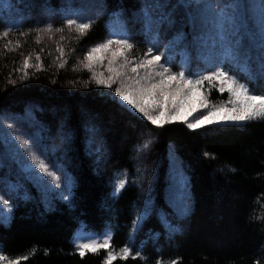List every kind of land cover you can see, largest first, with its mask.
<instances>
[{
    "label": "trees",
    "instance_id": "1",
    "mask_svg": "<svg viewBox=\"0 0 264 264\" xmlns=\"http://www.w3.org/2000/svg\"><path fill=\"white\" fill-rule=\"evenodd\" d=\"M69 7L82 12L76 17L78 22L94 21L86 34L65 26ZM139 7V0H72L71 5L68 0H8L3 4L0 32L5 24L18 26L7 37L0 36V112L35 125L33 132H40L50 149L59 147L61 137L72 132L66 163L78 181L71 207L59 200L51 211L38 200L13 204L10 225L0 224V249L10 258L27 256L21 264H103L104 250L95 255L87 253L84 258L73 254L76 230L82 224L95 233L111 229V247L123 248L128 244L135 212L147 198L150 186L153 215L137 232L132 245L133 253L142 249L147 259L129 257L113 264H157L158 259L163 264L172 260L179 264H253L264 256V122L253 121L247 128L228 130L216 124L193 131L183 122L156 129L145 121L157 135L150 149L144 150V127L94 95L104 91L92 80L96 66L93 72L84 67L85 54L108 38L116 18L111 13L122 8L131 18ZM49 22L52 33L36 31L37 26L43 28ZM59 27L63 32L55 31ZM9 41L12 43L6 50ZM131 42L136 45L134 54L147 50L144 37L135 30ZM58 47L67 60L63 69L59 68L63 61L57 59ZM29 55L32 65H36L37 55L41 57L43 70L30 67L28 78L21 82L22 72L16 69L22 68ZM172 55L174 64L180 61L176 51ZM192 69L197 70L195 63ZM173 71L179 68L174 66ZM238 79L246 82L242 76ZM254 90L264 94V87ZM208 95L218 102L226 100L228 93L211 89ZM87 120H92L90 127L95 124L99 129L97 135L103 144L96 142L97 135L86 144ZM170 144L178 147L177 154L189 168L194 198V214L182 222L183 233L172 239L157 218V214H167L174 219L167 195ZM58 150L57 155L64 160V153ZM3 163L0 176L13 182L23 180L17 164L8 159ZM121 180L127 181V187L117 199L111 193ZM28 187L35 195V189L30 184Z\"/></svg>",
    "mask_w": 264,
    "mask_h": 264
},
{
    "label": "snow or ice",
    "instance_id": "2",
    "mask_svg": "<svg viewBox=\"0 0 264 264\" xmlns=\"http://www.w3.org/2000/svg\"><path fill=\"white\" fill-rule=\"evenodd\" d=\"M71 2L68 0L69 5ZM5 3L8 0H0V12ZM139 3L140 7L131 18L125 15L122 8L111 13L118 18L122 30H110L104 42L91 47L84 56V67L93 72L94 64L107 60L109 75L94 74L92 80L108 91L94 95L102 104L117 109L144 127V150L150 149V142L157 135L145 121L156 129L183 122L187 129L193 131L213 124L228 130L247 128L253 121L264 122V94H257L254 90L255 87H264V0H139ZM81 15L80 10L69 7L65 26L68 29L75 27L79 34L84 35L94 21L78 22L76 17ZM17 26L15 23L5 24L0 36L7 37ZM53 30L51 22L43 28H36L38 33H52ZM63 30V27L55 29L59 32ZM134 30L144 37L148 46L143 55L135 59L131 56L136 47L131 42ZM11 43L9 41L5 45L6 50ZM16 47H20L19 43ZM161 48H164L163 52ZM174 51L180 57L175 64ZM57 52V59L63 61L59 63V68L63 69L67 64V60L63 59L65 53L59 47ZM30 60L29 55L23 60L22 68L16 69L22 72L21 82L28 78L30 67L43 70L39 55L36 56V65L30 64ZM193 63L196 64V71L192 69ZM174 66L179 71H173ZM238 75L246 82L241 83ZM9 83L15 86L10 77ZM206 83L209 90L228 93L227 101L209 104L207 94L202 93ZM198 109L204 111L189 120L187 117ZM5 121L8 122L5 124ZM34 126L21 118L10 119L7 113L0 112V169L4 167V160L8 159L19 166L23 175V180L15 182L0 176V224L5 227L14 218L15 202L27 204L38 200L46 211L53 210L57 200L69 207L74 204L78 181L66 163L74 134L68 132L61 137L65 155V159L61 160L57 155L60 150L55 146L50 149L40 132L32 131ZM98 133L95 124L91 127L86 125V144L92 143V138ZM95 151L99 154V149ZM178 151L176 145L168 146V202L174 219H169L167 214L162 217L157 214L169 239L182 234V222L194 214L191 175ZM132 183L135 184L134 181ZM29 184L35 189V195ZM126 187V180L116 183L112 197L118 199ZM153 211L150 186L142 207L135 212L130 239H134L135 233L143 228ZM112 235L110 231L102 238L94 234H77L73 240V254L78 253L80 258H84L87 253L95 255L104 249L106 256L103 264H113L116 259L127 260L130 256L132 259H147L143 257L142 249L138 248L133 254L127 245L117 254L111 247ZM26 259L27 256L10 258L0 249V264H21V260ZM157 264H163V261L158 259ZM170 264H179V261L172 260ZM253 264H264V256L255 259Z\"/></svg>",
    "mask_w": 264,
    "mask_h": 264
},
{
    "label": "rangeland",
    "instance_id": "3",
    "mask_svg": "<svg viewBox=\"0 0 264 264\" xmlns=\"http://www.w3.org/2000/svg\"><path fill=\"white\" fill-rule=\"evenodd\" d=\"M111 30L112 31H116V32H120L121 30H122V27H121V24L119 23V20H118V18L116 17L115 18V20H114V22L112 23V28H111ZM143 55V54H142ZM142 55H137V54H134V51L131 53V56H132V58H139V57H141ZM161 62H163V61H161ZM107 60L105 59V60H102L100 63H97V64H94L95 66H96V69H94V73H95V75H97V76H99L100 74H103V76H108L109 75V73H108V71H107ZM103 89V91H108L107 89H104V88H102ZM211 90V89H210ZM208 91H209V89H208V86H207V84H205V87L202 89V93H205V94H207V96H208V102H209V104H216V103H219V102H221V101H227V99H228V96H227V99L226 100H221V101H218V102H216V101H214V100H212L211 98H210V96L208 95ZM202 111H204L203 109H198L197 111H195V112H192V114L191 115H189L187 118L189 119V120H192V119H194V117H196V116H198V115H200L201 114V112ZM4 113H7L8 115H9V118L10 119H16V118H14L13 117V115L12 114H9L8 112H4ZM16 117V116H15ZM89 117V116H88ZM87 117V119H89ZM22 120H26L25 118H22ZM32 121H34V122H36V119L34 118V117H32ZM8 121H5V124L7 123ZM92 122V120H87V126H89L90 127V123ZM31 125H33V124H31ZM213 125H216V124H213ZM209 126V125H208ZM5 130L7 131V129L5 128ZM34 130V129H33ZM32 130V131H33ZM102 131H104L103 129H102ZM99 133H100V131H99ZM100 135V134H99ZM99 135H97L96 137V142H98L99 144H103V138L102 137H100V139H99ZM46 139V138H45ZM99 139V140H98ZM45 142H46V140H45ZM49 146V148H50V145H48ZM61 146V148H59ZM60 146L59 147H57V149H63V144H62V142L60 143ZM63 152V151H62ZM64 153V152H63ZM7 162H9V161H7ZM12 162V161H11ZM167 179H168V175H167ZM167 195H168V191H167ZM143 203V202H142ZM143 205V204H142ZM142 206H140V208H141ZM111 232V233H113V231L111 230V229H108V230H106V231H104V232H102V233H95V232H92V231H90V230H88L87 228H86V226L84 225V224H82V225H80L79 227H78V229L76 230V232H75V234L73 235V239H72V242H73V240H74V237L77 235V234H80V233H84V234H87V235H91V234H94L95 236H97V237H103L107 232ZM136 234H137V232L135 233V235H134V239H130V236L132 235V230L130 231V234H129V240H128V244H127V246L131 249V251H132V253H133V249H132V245H133V242H134V240H135V237H136ZM113 236V235H112ZM113 249V248H112ZM122 249V248H121ZM121 249H114L116 252H117V254L120 252V250ZM104 249H101L100 251H103ZM104 251H106V250H104ZM133 254H135V253H133ZM131 257V256H130ZM117 260V259H116ZM115 261V260H114ZM113 261V262H114Z\"/></svg>",
    "mask_w": 264,
    "mask_h": 264
}]
</instances>
